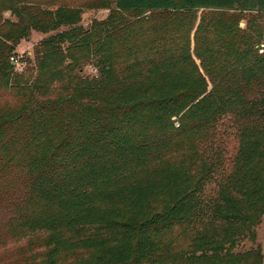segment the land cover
I'll return each mask as SVG.
<instances>
[{"label": "trees", "instance_id": "16d2710c", "mask_svg": "<svg viewBox=\"0 0 264 264\" xmlns=\"http://www.w3.org/2000/svg\"><path fill=\"white\" fill-rule=\"evenodd\" d=\"M107 2L84 28L79 8L0 0V88L18 98L0 109V231L25 264H147L178 239L187 264H264L237 251L264 217V0L85 5ZM32 32L34 73L15 74Z\"/></svg>", "mask_w": 264, "mask_h": 264}, {"label": "rangeland", "instance_id": "374dc122", "mask_svg": "<svg viewBox=\"0 0 264 264\" xmlns=\"http://www.w3.org/2000/svg\"><path fill=\"white\" fill-rule=\"evenodd\" d=\"M90 2V0H54L53 3H48L43 5V8H48L51 10L56 9L58 6H64L67 8H79L82 12V26L87 28L90 26L92 20H104L107 15L114 10L113 5L108 2L105 6L99 5L98 7L89 9L85 4ZM202 10L197 11V20L195 26L197 25L200 14ZM214 12V11H212ZM215 13H220L219 11ZM3 19L14 20L9 16V13H4L2 16ZM258 21L253 22L252 24L264 23V15L257 18ZM252 25V26H253ZM239 26L246 28L249 26L248 19L244 18L239 21ZM45 36L32 32L29 40H22L20 44L16 47L15 52L11 55L16 57L17 62H12L9 58V61L15 65V74H26L32 75L34 73V64H33V48L34 46ZM192 37V34H191ZM22 59L25 62H19ZM89 68L85 69L88 71ZM18 103V98L13 94H10L7 90H2L0 88V109L5 107L16 106ZM5 214L1 213L0 219L5 218ZM4 221V220H3ZM2 221L0 222L1 226ZM184 239H178V246H174L173 251L170 252V255H163L154 262L147 264H187L185 262V247L186 244L183 242ZM176 242V243H177ZM259 248L261 254L264 256V217L261 218L260 224L255 228V240L242 241L237 248V251L244 252L248 250H255ZM33 254H40V251H33ZM30 252L26 250L24 241H13L9 236L4 234L3 230L0 231V264H25L29 259ZM58 264H92L89 260L87 254L78 253L76 255L66 254L63 255Z\"/></svg>", "mask_w": 264, "mask_h": 264}, {"label": "built area", "instance_id": "2783aa9c", "mask_svg": "<svg viewBox=\"0 0 264 264\" xmlns=\"http://www.w3.org/2000/svg\"><path fill=\"white\" fill-rule=\"evenodd\" d=\"M10 60L12 61V62H17V60H16V57L15 56H12L11 58H10Z\"/></svg>", "mask_w": 264, "mask_h": 264}]
</instances>
